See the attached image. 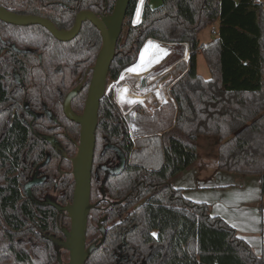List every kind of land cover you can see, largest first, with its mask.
I'll use <instances>...</instances> for the list:
<instances>
[{
  "label": "trees",
  "instance_id": "trees-1",
  "mask_svg": "<svg viewBox=\"0 0 264 264\" xmlns=\"http://www.w3.org/2000/svg\"><path fill=\"white\" fill-rule=\"evenodd\" d=\"M138 1L131 0L128 6L109 78L117 80L135 61L144 65L145 58L137 57L143 46H151L149 39L161 45L187 43L190 59L188 64H180L186 72L172 84V99L163 100L152 113L137 104L134 139L114 91L102 99L97 136L119 143L128 158L125 171L109 177L105 188L114 199L125 201L113 203L103 213L107 216L103 224L110 223L117 233L108 232L86 264H116L121 256L124 259L119 264H264V247L261 254L256 253L232 225L211 213L208 202L186 197L182 188L171 183L198 159L199 137L212 135L220 141L219 169L259 175L264 194V2L161 0L153 5L152 0H146L142 20L134 25ZM60 2H67L69 7L64 10ZM115 2L25 0L13 5L37 14L41 6L52 5V12L69 13L67 19H56L57 24L71 26L80 10L109 14ZM217 23L218 37L202 42L200 31ZM68 45L76 49L68 54L70 59L82 52L88 56L85 51L89 46L95 53L91 57L94 62L102 38L98 28L87 21ZM199 52L208 63L210 78L198 72ZM63 57L53 53L48 66L30 68L23 61L31 55L16 54L12 61L19 65L25 88L16 85L13 70L0 63V264H59L60 254L69 253L48 238L62 236L61 227L70 225L67 213L49 202L33 201L23 190L26 176L22 171L35 159L33 147L41 143L47 149V141L40 142L20 114L24 100L40 110L48 106L60 113L56 75L62 72L57 65ZM73 68L69 63L65 70L71 72ZM15 107L18 112H14ZM60 117L65 118L63 114ZM51 122L55 124L54 119ZM66 126L69 136L79 142L78 125ZM57 156L61 157L60 152L53 151L56 163ZM72 174L62 183L64 200L73 198ZM126 212L127 218L120 223ZM97 220L91 212L89 243L99 235ZM122 226H127L124 234L120 233Z\"/></svg>",
  "mask_w": 264,
  "mask_h": 264
},
{
  "label": "flooded vegetation",
  "instance_id": "flooded-vegetation-1",
  "mask_svg": "<svg viewBox=\"0 0 264 264\" xmlns=\"http://www.w3.org/2000/svg\"><path fill=\"white\" fill-rule=\"evenodd\" d=\"M21 1H25V0H0V6H3L8 10L18 14L33 15L44 19H48L52 23H54V25L58 29H65V30L71 29L75 24L78 13L82 11L80 10L79 12L76 13V15H74V23L71 26H66V25L59 26L57 24L56 19H65V18L67 19L69 17V13L52 12L53 6L52 5L48 6L47 4L41 6L38 9L39 10L38 14L23 12L27 10L26 7L13 5L15 2L19 4ZM60 3L64 4L65 6L64 10L69 7L67 2L65 3L60 2ZM33 10L36 9L33 8ZM83 10H89V9H83ZM101 15H106V14H101ZM133 20H132V24L136 25V23H134ZM87 21H84L83 24ZM82 26L80 31L74 38H72L71 40H61L56 36H54V34L47 27H45L40 23L16 24L0 19V63L3 68H11L13 70L12 79L16 83V85H19L21 88L23 87L25 88V83L18 71L19 65L16 64L14 61H12V59L16 57V54L31 55V58H24L23 61L30 68H36L38 67L39 64H41L42 66L43 64L45 66H48L53 53L64 54L63 59L59 60L60 64L57 65V67L60 70H62V72L56 75V83L57 86H59L58 87L59 96H60L59 98L61 100L60 106H58L57 111L61 110L60 113L52 111V109H50V107L48 106H44V108L42 107L43 109L40 110V108L34 107L33 104L32 105L29 104L26 100L22 102L23 111L20 112L25 122L30 127L31 131L35 134V137H38L40 142L42 140L47 141L46 142L47 149L43 148L41 143L36 142L37 144L34 145L32 151L35 159L31 162L27 170L22 171L24 177L26 176L25 179L26 183L24 184L23 190L35 202H37V199H40V202L42 201L49 202L51 204L52 202H56L60 205H66L67 203L71 202L69 200L63 199L65 193H64V189L62 188V183L71 176L70 175L71 172L73 173V163L71 161L70 164L69 159H72L74 157L72 153L75 151L76 146H78L79 142H77L73 136L72 137L69 136V133L67 132L68 130L67 128L69 127H67L66 125L67 123H70L72 125L77 124L78 127L75 126L76 127L75 130L76 131L78 130L79 137L81 132V126L78 122L71 120L67 117L64 111V103L68 94L75 88L79 87L80 89L78 93L71 100V107L76 113L78 114L83 113L86 104L87 95L89 92V87L93 77L94 66L96 64L99 52L101 50L100 48V50L96 54L94 62H91L92 61L91 57L93 58L95 53L91 51V48L89 46L86 47L87 49L86 51L84 50L85 52L88 53V56H85V53L82 52L75 54L73 57H71V59L68 57L69 53L76 52L74 51L76 49L73 47V45H68V44L69 42H73L79 36L82 30ZM102 44H103V38H102ZM143 48L144 46L141 48V50ZM69 63H72V65L74 66L73 71L71 72L65 70V68L68 67ZM69 74L71 75V77L69 76ZM109 80L111 79L109 78L108 75V81ZM65 88L67 89V91L63 90ZM109 92L110 90H108L106 86V94H108ZM79 95L80 98H78ZM9 105L11 106V104ZM15 111L18 112L16 107L14 108V112ZM128 111L129 112L127 114H124V116L129 126L130 136L134 139L135 138L134 131L136 128L133 127L134 110L133 112L132 109H129ZM31 113H34L35 116L32 115ZM62 114L65 116V118L60 117V115ZM99 115H100V110H99ZM51 119H54L55 124H52ZM63 125H65V127ZM98 125H99V121H98ZM97 130H98V126H97ZM97 130H96V147H95L93 177H92V198L94 200L92 202L95 204V206L91 210V212L93 217L98 218L96 222L99 228V235L96 234L95 239L91 243L99 240L102 236L99 225L103 224V220L104 219L106 220L107 217L103 213L107 211L108 208L113 205V203H117V202L123 203L125 201L123 199L122 200L114 199V197L105 188V183L109 177L112 176L114 177V175L122 174L125 171L128 163V158L126 156V153L122 150L120 144L119 143L116 144L110 141L109 139H107L106 137H103L102 135L98 138ZM45 136L53 137L55 143L53 144ZM65 147H67V149ZM53 151L60 152L61 154V157L59 156L56 157L57 163L55 162V160L52 159ZM121 153L125 156V164L124 167L120 169L121 160H122ZM44 156L45 158L43 159ZM71 165H72V169L70 168ZM28 183L31 184V187L29 189H26V185ZM55 195H57V197ZM52 196H54V198ZM93 210L95 211L98 210V212L96 213ZM127 214L128 212L122 213L121 215L122 218L120 219V223H122L123 220L127 218L126 217ZM103 225L106 228V236L108 232H110L111 234L117 233L114 230V228L112 229V225L110 223H108L107 225L105 224ZM65 227L69 228L70 225L61 227L62 232H63V228ZM124 227L127 226L120 227L121 229L120 233L124 234L125 232V230H123ZM61 237L64 238V233L62 234ZM91 243L88 242V244ZM123 259L124 257L121 256L116 264H119V262L122 261Z\"/></svg>",
  "mask_w": 264,
  "mask_h": 264
},
{
  "label": "water",
  "instance_id": "water-1",
  "mask_svg": "<svg viewBox=\"0 0 264 264\" xmlns=\"http://www.w3.org/2000/svg\"><path fill=\"white\" fill-rule=\"evenodd\" d=\"M130 1L116 0L113 12L106 15H98L91 10H82L78 13L74 26L69 30L58 29L48 19L33 15L18 14L0 6V19L16 24L40 23L61 40H71L74 38L80 31L83 22L87 20L91 21L100 30L103 38V44L94 66L93 77L83 113L78 114L71 107V100L78 93L79 87L68 94L64 103L65 114L69 119L80 124L81 132L77 152L72 158L75 180L73 199L66 205L52 202L59 211H65L70 218V227L63 228L64 238L48 235V238L69 252V260L66 263L59 256V264H86L91 254L104 242L106 236V228L103 224H100L101 238L88 244V221L91 210L95 206L91 197L96 130L99 121L101 100L106 94L110 67L116 56L118 39L123 30ZM31 114L35 116L34 113ZM133 127L135 128L134 122ZM45 137L53 144L55 143L53 137ZM121 155L120 169L125 164V156L122 153ZM30 187L31 184L28 183L26 189Z\"/></svg>",
  "mask_w": 264,
  "mask_h": 264
},
{
  "label": "crops",
  "instance_id": "crops-1",
  "mask_svg": "<svg viewBox=\"0 0 264 264\" xmlns=\"http://www.w3.org/2000/svg\"><path fill=\"white\" fill-rule=\"evenodd\" d=\"M217 27L213 37H208V41L218 37L219 23ZM188 57L190 52L186 51L184 57L186 62ZM143 79L141 85L147 88L148 85ZM164 97L172 99L170 93ZM202 137L204 139L201 142ZM219 145L218 136L201 135L198 140V151L202 148L207 153L208 172L197 159L192 167L173 177L171 183L182 188L186 197L208 202L213 215L226 220L237 230L239 236L247 240L256 253H260L264 247V194L261 190V178L259 175L219 169L217 158Z\"/></svg>",
  "mask_w": 264,
  "mask_h": 264
},
{
  "label": "rangeland",
  "instance_id": "rangeland-1",
  "mask_svg": "<svg viewBox=\"0 0 264 264\" xmlns=\"http://www.w3.org/2000/svg\"><path fill=\"white\" fill-rule=\"evenodd\" d=\"M139 1H138V3H139ZM145 1L146 0H144L143 3H145ZM160 1L161 0H152V4L158 5L160 3ZM133 22L138 24L141 22V19H137L136 16L134 15ZM217 29H218L217 24L203 28L199 33L200 40L202 42H208V39H209L208 37L212 38L214 33H215L214 31L215 30L217 31ZM148 45H149V43H148ZM163 46H164V48L166 47L164 52H161L159 49H157L154 46H149V48L144 47L142 50L139 51L137 59L143 60L145 58L144 65H142L140 61H137V64L139 66V69H138L139 71L148 69L150 67L158 66V67L154 68L152 71H150L149 73H146V74H143V75H140L137 77L134 76L131 78L129 76H127L128 79L126 78V79H124L125 80L124 81V80H120L122 74L124 73V70H125L124 69L123 72L121 73L120 77L117 80H115V81L109 80L108 81L107 89L113 90L115 97H116V94L118 92L117 90H119V88H121L124 85H127L130 88L131 94L128 95L129 98L132 97V94H139V95L143 96L142 102H136V103L126 102L123 104L117 102L119 104L123 114H127L129 112L128 111L129 109H132V112H133V110H135L137 104H139V103L143 104L145 110L148 113L154 112V110L158 109L163 104V100L166 99L164 97L165 94L169 95L170 88H171L172 84L178 78H180L181 76H183L185 74L186 71L181 70L180 64L184 61L186 62V60H184V57L186 55V51L190 52L189 45L187 43H185L183 45H180V44L177 45L176 43L165 42V44H163ZM182 46H185L184 50L181 49ZM182 53H183V55H182ZM162 54H163V58L161 59L159 56ZM189 59H190V57H188L186 64H188ZM162 60H163V62L160 65V62ZM197 62H198V72L202 76H204L205 78H209L211 76V72H210V69L208 67V63H207L205 57L203 56V54L201 52L198 53ZM141 79L146 81V83L148 85L147 88H144L141 85L142 84ZM145 81H143V82H145ZM146 91H148V92H146ZM168 100H170V99H168ZM203 139H204V137H202L201 142ZM206 154H207L206 151L203 150L202 148H200L199 158H198L197 162H200L203 169H205V171L208 172V163H207V155ZM192 166L193 165H191L190 167H192ZM55 196L57 197V195H55ZM52 197L54 198V196H52ZM261 253L262 252H260L258 254H261ZM60 257L62 258L63 262L66 263L69 260V253L67 255L64 252L63 254H60Z\"/></svg>",
  "mask_w": 264,
  "mask_h": 264
},
{
  "label": "bare ground",
  "instance_id": "bare-ground-1",
  "mask_svg": "<svg viewBox=\"0 0 264 264\" xmlns=\"http://www.w3.org/2000/svg\"><path fill=\"white\" fill-rule=\"evenodd\" d=\"M144 0H140L138 5H137V8H136V13H135V16L137 19H141L142 20V15H143V9H144V3H143ZM139 22V21H138ZM149 44L151 46H154L156 47L157 49H159L161 52H164L166 48H164L163 45H161L158 41H154V40H151L149 39ZM161 59L163 58V54L159 56ZM163 60L160 62V65L162 64ZM158 66H155V67H150L148 69H145V70H136V71H129V69H133V68H136V69H139V66L136 63H133L131 64L127 69L125 68L124 70V73L122 74L120 80H124L127 78V76H129L130 78L131 77H137V76H140V75H143V74H146V73H149L150 71H152L154 68H156ZM123 72V71H122ZM128 79V78H127ZM150 80V79H149ZM125 81V80H124ZM121 82V81H120ZM156 88V87H155ZM118 89V88H117ZM156 90V89H155ZM117 94H116V99L119 103L123 104V103H136V102H142L143 100V96L142 95H139V94H132V97L129 98L128 95L131 94L130 92V88L127 86V85H124L122 86L121 88H119V90H117ZM149 91V90H148ZM146 91V92H148ZM154 91V90H153ZM158 93V92H157ZM151 94V93H150ZM154 94V93H153ZM152 95V94H151ZM155 96V95H154ZM152 97V96H151ZM149 98V97H148ZM155 98V97H154ZM152 99V98H151ZM144 103V102H143ZM133 105V104H132Z\"/></svg>",
  "mask_w": 264,
  "mask_h": 264
},
{
  "label": "snow or ice",
  "instance_id": "snow-or-ice-1",
  "mask_svg": "<svg viewBox=\"0 0 264 264\" xmlns=\"http://www.w3.org/2000/svg\"><path fill=\"white\" fill-rule=\"evenodd\" d=\"M136 70H138V69H136V68L129 69V71H136Z\"/></svg>",
  "mask_w": 264,
  "mask_h": 264
}]
</instances>
